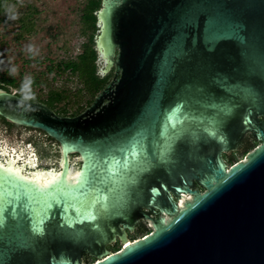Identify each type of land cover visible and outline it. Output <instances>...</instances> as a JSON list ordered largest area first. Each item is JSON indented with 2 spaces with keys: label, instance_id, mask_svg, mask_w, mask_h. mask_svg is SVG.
Wrapping results in <instances>:
<instances>
[{
  "label": "water",
  "instance_id": "1",
  "mask_svg": "<svg viewBox=\"0 0 264 264\" xmlns=\"http://www.w3.org/2000/svg\"><path fill=\"white\" fill-rule=\"evenodd\" d=\"M100 3L98 75L113 74L88 107L0 89L1 118L60 146L57 171L0 153V264H264V133L222 158L264 116V0ZM140 218L154 230L130 241Z\"/></svg>",
  "mask_w": 264,
  "mask_h": 264
},
{
  "label": "rangeland",
  "instance_id": "2",
  "mask_svg": "<svg viewBox=\"0 0 264 264\" xmlns=\"http://www.w3.org/2000/svg\"><path fill=\"white\" fill-rule=\"evenodd\" d=\"M86 3L87 0H9L5 13L0 15V72L6 77H13L22 87L20 93L24 96L31 95L42 100L50 90H63L67 98L56 110L67 107L70 114L81 113L95 95L87 93L80 81L69 72L49 73L47 66L50 61L57 65L63 61L75 60L83 45L88 42L90 30L85 28L81 20ZM13 15L15 18H10ZM25 15H29L33 26L30 33L20 28L19 19ZM30 45L32 51L28 50ZM112 74L113 71L110 70L102 78L107 77L109 81ZM29 78L31 83H28ZM32 82H37L38 85ZM12 92L17 93V90L12 89ZM75 101L78 103L75 104ZM3 147L35 156L34 167L24 168V171L59 169L60 146L41 131L8 126L0 122V153ZM246 151L233 156L229 163L223 158L230 157L229 153H222L227 170L243 161L253 150ZM0 161L4 162L3 159ZM73 162L79 163L76 154L69 156L68 165ZM143 221L146 227H150L144 219ZM143 236L144 234L135 237V240L142 239L145 237ZM122 247L124 246L119 245L118 249ZM106 249L110 251L108 246ZM93 262L96 264L98 261Z\"/></svg>",
  "mask_w": 264,
  "mask_h": 264
},
{
  "label": "trees",
  "instance_id": "3",
  "mask_svg": "<svg viewBox=\"0 0 264 264\" xmlns=\"http://www.w3.org/2000/svg\"><path fill=\"white\" fill-rule=\"evenodd\" d=\"M8 2L9 0H0V15L5 13ZM100 5H101L100 0H87L85 8L83 9L81 20L83 21L85 28L90 30V35L88 36V42L83 45L81 53L76 57V59L63 61L57 65H54L53 62L50 61V64L47 66V71L49 73L69 72L71 75L75 76L80 81V83L83 85L87 93H89L92 96L93 95L96 96L108 83L107 77L100 78V76L98 75V65H97L98 56L94 45V38L97 35V30H98V28L96 27V23H97L96 12L100 9ZM28 16L29 15H25L21 19H19V24L22 31L30 33L33 29V26ZM32 84L36 86L38 85L37 82H32ZM0 89L6 92H12V89H15L17 90L16 93L17 96L26 100L40 101L58 115L61 116L77 115L76 112L70 114L67 107H62L61 109H59V111L56 110L58 105L67 98L63 90H50L48 92L49 94L47 95V97L42 100L39 99L38 97H31V95L24 96L23 94L20 93L21 90L23 89L16 83V80L13 77H6L2 72H0ZM95 96H93V99ZM74 103L77 104L78 101H75ZM0 122H3L8 126H12L1 117H0ZM253 146H255V144ZM109 250L112 253H116L119 251L117 246L111 247ZM85 254L89 255L86 252ZM90 261L91 260H88L84 264H91Z\"/></svg>",
  "mask_w": 264,
  "mask_h": 264
},
{
  "label": "flooded vegetation",
  "instance_id": "4",
  "mask_svg": "<svg viewBox=\"0 0 264 264\" xmlns=\"http://www.w3.org/2000/svg\"><path fill=\"white\" fill-rule=\"evenodd\" d=\"M259 131H262L264 133V116H260V115L254 117L253 125L251 126L250 131H247L244 135L239 136L237 138V140L234 142V144L232 146V149L230 150V152H228L230 157L227 158V157L223 156L224 160L229 163L233 160V156H236L239 153L246 151V150L249 152V151L255 149L257 146H259L260 142L257 141L255 138L258 135ZM254 144H255V146H253ZM222 153L227 155V153H225V152H222ZM192 189L193 190H199L200 193L204 192V190L196 182L193 183ZM189 199L191 200L192 198H189ZM153 230H154L153 226L152 227L151 226L146 227L144 221L142 219H139L134 224V230L132 232H128L126 230V234H127V238L130 241H135V239L138 236H142L143 234H144V236H146L149 233H152ZM116 246L119 248L118 240H116L113 245L108 246V248L110 249L111 247H116ZM122 248H120L119 251H121ZM88 260H91L90 261L91 264L92 263L95 264V262H93L96 260L94 257H91V256L83 253V255L81 257L82 264H84ZM96 261H98V260H96Z\"/></svg>",
  "mask_w": 264,
  "mask_h": 264
},
{
  "label": "snow or ice",
  "instance_id": "5",
  "mask_svg": "<svg viewBox=\"0 0 264 264\" xmlns=\"http://www.w3.org/2000/svg\"><path fill=\"white\" fill-rule=\"evenodd\" d=\"M0 167H2V166H0ZM79 176H80V173H77V177H76V178H73V183H77V182H79V181H78V177H79ZM25 178L27 179V177H25ZM57 179H58V177H53L52 180H50V181H45V182L43 183L42 187L47 188L50 184L55 183Z\"/></svg>",
  "mask_w": 264,
  "mask_h": 264
},
{
  "label": "bare ground",
  "instance_id": "6",
  "mask_svg": "<svg viewBox=\"0 0 264 264\" xmlns=\"http://www.w3.org/2000/svg\"><path fill=\"white\" fill-rule=\"evenodd\" d=\"M4 150H7V147H3V149L1 150V152L4 151ZM68 154H69V153H65V156L67 157ZM0 163H3V162L0 161ZM186 198H187V197H186ZM182 204H183V199H181L180 202H179V205H180V206H182ZM126 245H129V244H126ZM126 245H124V247H125ZM119 252H120V251H119ZM97 263H100V262L98 261V262H96V264H97Z\"/></svg>",
  "mask_w": 264,
  "mask_h": 264
},
{
  "label": "clouds",
  "instance_id": "7",
  "mask_svg": "<svg viewBox=\"0 0 264 264\" xmlns=\"http://www.w3.org/2000/svg\"><path fill=\"white\" fill-rule=\"evenodd\" d=\"M10 18H15V16L13 15V16H11ZM29 51H32L33 49H32V46L30 45L29 46V49H28ZM13 71H15V68H13ZM31 82V80H30V78H29V80H28V83H30ZM25 87H27V84L25 85Z\"/></svg>",
  "mask_w": 264,
  "mask_h": 264
}]
</instances>
